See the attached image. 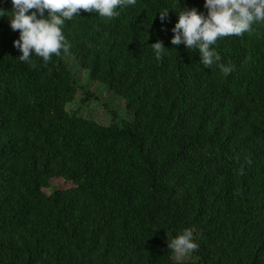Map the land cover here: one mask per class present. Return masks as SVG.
Here are the masks:
<instances>
[{
    "label": "trees",
    "instance_id": "1",
    "mask_svg": "<svg viewBox=\"0 0 264 264\" xmlns=\"http://www.w3.org/2000/svg\"><path fill=\"white\" fill-rule=\"evenodd\" d=\"M172 2L112 19L81 9L62 29L68 53L46 65L18 59L0 17V264H177L167 242L185 228L199 247L178 264H264V25L217 40L224 74L170 44L177 15L161 30L156 12ZM68 54L128 117L69 109L93 93Z\"/></svg>",
    "mask_w": 264,
    "mask_h": 264
},
{
    "label": "clouds",
    "instance_id": "2",
    "mask_svg": "<svg viewBox=\"0 0 264 264\" xmlns=\"http://www.w3.org/2000/svg\"><path fill=\"white\" fill-rule=\"evenodd\" d=\"M10 4L11 10L0 8V17H10V29L19 32L18 39L12 42L20 52L18 59L29 63L32 57H39L46 65L52 56L68 53L70 43L62 29L66 21L80 16L81 9L94 12L100 18L112 19L120 15V9L135 6L137 0H10ZM203 8L206 12L195 7L182 8L179 0H173L156 13H159L161 30L165 29L170 9L177 15L170 29L173 33L171 45L183 44L186 50H196L200 65L205 68L216 65L222 73L229 74L231 65L220 63L221 56L213 45L220 38L238 37L264 25V0H203ZM150 45L157 60L169 49L159 39ZM167 243L177 264L180 258L199 247L187 228Z\"/></svg>",
    "mask_w": 264,
    "mask_h": 264
},
{
    "label": "rangeland",
    "instance_id": "3",
    "mask_svg": "<svg viewBox=\"0 0 264 264\" xmlns=\"http://www.w3.org/2000/svg\"><path fill=\"white\" fill-rule=\"evenodd\" d=\"M10 19V17H8ZM69 68L72 70L75 79L79 84L84 85L93 93V97L86 103L82 102L84 93L82 90L78 93L77 99L68 105L70 110H76L86 116L93 117L101 122L108 123L111 119V112L116 111L121 118L128 117L122 98L104 83L93 80L86 69L81 68L73 56H66ZM50 189L46 188V192ZM195 242L196 239L193 237ZM175 257V256H174ZM192 253L180 259H189Z\"/></svg>",
    "mask_w": 264,
    "mask_h": 264
}]
</instances>
